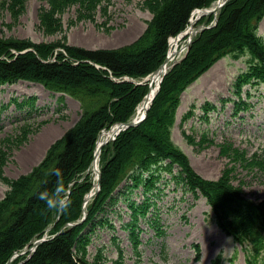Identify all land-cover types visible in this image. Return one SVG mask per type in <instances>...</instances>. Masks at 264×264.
I'll use <instances>...</instances> for the list:
<instances>
[{"label":"trees","instance_id":"trees-1","mask_svg":"<svg viewBox=\"0 0 264 264\" xmlns=\"http://www.w3.org/2000/svg\"><path fill=\"white\" fill-rule=\"evenodd\" d=\"M43 1L51 7L49 14L44 16V23L50 25L56 21L54 27H58L63 6L71 0ZM213 1L146 0L152 21L138 41L118 50H87L66 45L63 50L69 59L62 52L54 53V46L40 47L37 55L32 52L33 45L0 39V86L19 79L40 82L52 91L68 94L83 106L82 118L73 131L67 132L53 144L44 160L32 172L12 181L10 192L0 200V264L7 263L13 253L24 249L52 220V210H48L44 202L37 199V194L57 189L53 171L60 169L62 172L63 181L59 190L65 197L70 183L90 166L99 133L112 123V111L123 116V122H126L142 101L146 93L143 88L113 79L145 77L156 71L166 58L169 38L184 30L195 9L208 7ZM108 2L84 0L80 5L85 13L92 15L98 8L102 10ZM58 3L62 5L61 9L55 8ZM263 17L264 0H231L227 4L220 13L218 26L205 32L192 45L182 63L169 72L170 78L162 87L148 119L138 128L121 134L110 146L111 156L107 157L105 151L101 192L89 208L87 222L60 232L39 246L35 254L22 264H91L85 259L84 251L92 230L87 235L82 232L88 226H96L97 215L104 211L107 200L131 170L135 167L148 169L163 158H170L183 167L187 185L193 191L200 190L208 198L220 226L228 234L241 244L247 243L256 255L264 250V201L255 204L246 200L240 191L233 192L231 185L229 187L221 183L223 177L217 183L202 180L192 171L186 156L171 142L181 92L230 46L229 43H233L234 49L249 51L258 61L252 75L243 81L247 82L252 77L264 81V45L256 35L257 24ZM228 40L227 46L225 42ZM234 49L230 48V51ZM47 54L55 60L44 62L49 60ZM15 104L18 108L23 107L17 101ZM160 116L163 117L159 120ZM147 126L156 135V141L129 149L137 143L140 133H147ZM141 147L146 148L144 153L139 150ZM231 151L234 157L244 159L242 165H250L237 150ZM252 162L264 168L263 158H254ZM224 173L228 180V172ZM131 177L136 185L142 182L140 176ZM148 183L153 184V179H149ZM77 187L81 192L73 189L68 198L69 207L61 213L65 222L74 221L82 215L83 198L90 190L91 182L81 183ZM223 188L228 190H221ZM93 264H99V259Z\"/></svg>","mask_w":264,"mask_h":264},{"label":"rangeland","instance_id":"rangeland-1","mask_svg":"<svg viewBox=\"0 0 264 264\" xmlns=\"http://www.w3.org/2000/svg\"><path fill=\"white\" fill-rule=\"evenodd\" d=\"M81 1L84 0L67 1L61 11L60 25L54 27L57 25L56 21L50 25L48 22L44 23L45 14L51 11L48 2L24 0L22 5L21 0L17 2L16 0H0V39L33 45L32 52L37 55H39L40 47L54 46V53L62 52L63 56L69 59L70 57L63 50L66 45L87 50H118L129 47L144 34L152 21V13L148 9L146 0H110L109 5L102 10L98 8L92 15L82 10ZM218 1L220 0H215V3ZM52 8L54 10V7ZM55 8L61 9L62 5L58 3ZM208 20L205 27H209L207 26L209 24L210 27L213 26L212 18L209 17ZM203 23L204 20L201 21V24ZM260 33L264 34V21ZM229 42V40L226 41L225 45L228 46ZM229 44L230 48L233 47V43ZM3 58L7 57L3 56ZM52 60L54 57L49 56V60L44 62H52ZM233 63L230 59L223 60L208 68L197 81L191 83L182 95L183 104L180 108L183 107V109L177 114V123L172 137L175 143L190 156L192 165L201 175L216 181L222 176L221 183L229 187L231 185L233 192L240 191L252 202H261L264 200V170H259L254 165L245 167L242 165L244 159L234 157L231 150L221 149L220 146L226 143L225 141H232L249 156L262 149L264 146V86L259 91H253L255 96L249 100L252 105L251 110L243 112L239 117L234 116L233 106L229 103L223 110L212 115L210 124L198 121L197 118L186 125L181 124L184 113L192 104L199 107L205 101H214L222 105L219 101V92L226 89L232 78L235 69L232 66ZM29 95H38L39 105L50 107V110L45 108L43 118L23 125L18 121L19 114L13 108L1 116L0 123L5 126V130L0 133V151H2L0 158L3 157L0 159V200L10 192L11 182L32 172L53 144L67 132L73 131L72 129L83 115V106L79 103L71 104L70 108L60 113L56 112L57 106L51 96L27 85H17L5 90L0 95V101L7 103L12 96L23 98ZM166 113L167 111L164 115ZM198 115H200L199 112ZM162 117L160 116L159 120ZM146 131L154 136L150 126L146 127ZM201 132L209 133L210 139L214 142L205 150L198 151L196 147L191 146L192 139L184 134L193 133L197 137L195 139L200 141ZM135 145L132 144L129 149L135 148ZM139 150L144 153L146 148L141 147ZM106 153L109 154H106L107 157L111 155L110 146L107 147ZM225 171L228 172V180ZM95 180L91 175L86 177L79 175L75 179L77 184L73 183V189L81 192L78 185L90 181L92 185ZM95 185L91 186L90 191ZM221 190H228V188ZM118 207L125 209L122 203H119ZM52 216V220L32 239L33 242L28 243L31 247L27 249L23 257L30 254L34 244L42 240H50L55 234L80 219L65 222L64 216L61 218L62 214L54 210H52ZM111 218L118 228L117 236L122 247L124 264H153V259L159 262L156 256L159 249L156 245L146 244L144 256L138 257L133 252L126 234L119 229L121 220L117 214L111 215ZM127 220L128 216L125 215L123 221ZM158 220H161L168 229L169 261L166 264H208L219 254L222 255L223 264H245L242 254L235 250V245L215 224L211 208L205 204V201L197 199L191 193L188 192L182 196L165 189L160 195L158 209L155 211L151 226L154 227L156 222L159 224ZM141 227L148 229V233L143 235L144 240L152 237L153 228H149L145 223H141ZM111 237L112 234L107 229L101 230L94 244V246L99 244L109 246L105 255L110 263L106 262V264H111V259L117 256ZM198 244L201 245L202 255L201 259L196 261L194 248ZM88 260L92 263L93 255H88ZM14 264L20 263L17 261Z\"/></svg>","mask_w":264,"mask_h":264},{"label":"bare ground","instance_id":"bare-ground-1","mask_svg":"<svg viewBox=\"0 0 264 264\" xmlns=\"http://www.w3.org/2000/svg\"><path fill=\"white\" fill-rule=\"evenodd\" d=\"M223 1L225 2L228 0H223ZM197 18L193 19V24L189 25L188 29L183 33L182 36H179L178 38L173 39L171 41V47H170L169 52H168V58L166 57L164 59L163 63L157 68V70L158 69H164L163 66L165 65L166 70H164L163 73H157V70H156L153 73H151L145 77H133V78L131 77L132 85H134L135 87H138V88H143L146 93H145L142 101L135 108L133 115L126 122H123L124 121L123 116H118V114H116L114 111H112V113H113L112 123H110V125H108V127H107L108 131H105L102 134V141L101 142H105L107 138L112 137V135L117 131V129L114 131L112 129L117 128V127L121 128V126H122L121 124L125 125L126 129L122 132H119L117 135H115L116 140L118 139V137L121 134L127 133L128 131H131V130L138 128L148 119L149 113L152 110L156 99H158L162 87L170 78V77H168L170 69L173 66L181 64L182 61L185 59V55H186L185 52H181V51H179V49L182 45L185 44L184 40L192 37L191 34L193 32H195L194 31V27H195L194 24L196 23ZM190 28H192V29L190 30ZM180 55H182L181 58L179 60H177V58ZM148 108H149V110H147ZM182 109H183V107L180 108L179 112H181ZM146 112H147L146 118L144 120H141V117L144 116V114ZM156 139L157 138L155 136H152L149 133H146V132L140 133L137 136V143L135 145V148L137 149L142 144H153L156 141ZM103 151H104V148L101 149V152H103ZM133 154L134 153H132L131 156ZM99 160H100V154L96 157V162H94V164H93V171L95 174H98V170L100 169Z\"/></svg>","mask_w":264,"mask_h":264},{"label":"clouds","instance_id":"clouds-1","mask_svg":"<svg viewBox=\"0 0 264 264\" xmlns=\"http://www.w3.org/2000/svg\"><path fill=\"white\" fill-rule=\"evenodd\" d=\"M56 177L57 189L49 192L47 190L41 191L37 194V199L44 202L48 210H54L57 213L66 211L69 207L67 199L64 197L62 191L59 190V185L63 181L62 172L60 169H55L52 173Z\"/></svg>","mask_w":264,"mask_h":264}]
</instances>
